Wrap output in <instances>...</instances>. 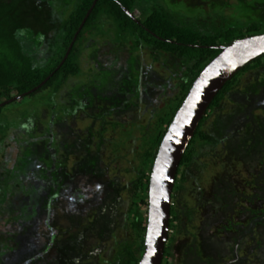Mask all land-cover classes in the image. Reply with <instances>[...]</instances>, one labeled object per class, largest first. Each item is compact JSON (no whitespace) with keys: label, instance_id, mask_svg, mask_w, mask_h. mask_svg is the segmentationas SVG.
<instances>
[{"label":"rangeland","instance_id":"rangeland-1","mask_svg":"<svg viewBox=\"0 0 264 264\" xmlns=\"http://www.w3.org/2000/svg\"><path fill=\"white\" fill-rule=\"evenodd\" d=\"M56 1L59 11L66 3H71V8L76 3ZM153 5L164 7L182 21L214 22L223 27L264 22V0H138L133 13L139 16ZM104 31L102 34L108 36L107 28ZM95 33H86V46L91 45ZM96 48L100 55L109 46L99 44ZM42 50L38 48L37 53ZM89 54L81 63L83 74L70 78L57 94L65 107L73 108V114L67 120H57L53 131L59 151L51 150V154L66 156L67 143L78 139L80 146L70 158V172H77L76 166L97 162V175L111 188L79 206L58 196L47 211L45 198H39V179L31 185L24 181L19 184L17 194L23 204L36 193V210L30 214L25 231L47 238L56 229L53 247L39 264H108L116 255L117 245L134 237L124 219L131 203L129 188L137 175L145 138L178 89V80H173L171 87H163L165 79L169 80V67L176 66L171 57L163 63L154 61L148 49L134 56L125 49L115 61L106 56L92 60ZM238 80L225 98L224 109L208 114L203 126L219 142L196 146L194 160L198 167L187 170L186 180L180 182L183 187L176 200L179 228L170 230L166 264H264V134L259 136L261 129H257L262 123L258 117H264V67L248 70ZM88 86L90 101L83 108L80 92ZM70 93L72 99H68ZM47 94L43 91L7 105L8 112L18 113L29 108V101L36 107L9 134V140L35 129L39 132L40 123L48 118L46 107L37 109L39 98L47 100ZM248 94L253 97L244 99ZM248 99L257 100L250 104ZM91 126L92 138L86 131ZM6 155L7 160L9 152ZM35 173L39 176V169ZM74 182L81 190L88 187L83 176H77ZM0 230L20 231L18 226L2 224L1 220ZM27 233L15 235L14 242L22 245L21 249L0 252L2 264H21L26 257Z\"/></svg>","mask_w":264,"mask_h":264},{"label":"trees","instance_id":"trees-1","mask_svg":"<svg viewBox=\"0 0 264 264\" xmlns=\"http://www.w3.org/2000/svg\"><path fill=\"white\" fill-rule=\"evenodd\" d=\"M94 1L76 0L73 8L71 3H66L63 5L64 9L59 11L56 0H0V220L2 224L18 226V233H27L25 227L30 224V214L36 210L33 204L36 202V193L29 195L28 202H20L17 190L21 189L19 184L23 181L24 184L31 185L39 179V198H45L47 211L58 196L65 197L72 204L79 206L93 197L97 198L98 193L103 195L110 190L108 182L97 175V162L76 166L78 171L70 172V158L77 153L80 146L78 139L67 143L66 156L56 157L51 154V150L59 151L57 135L53 131L57 120H67L68 116L73 114V108L65 107L57 98V94L70 78H79L83 74L81 63L83 57H87L89 53L92 60L106 56L115 61L121 58L125 49L131 56L148 49L154 61L163 63L167 62L169 57L174 59L176 66L169 67V80L165 79L163 87H171L172 81L178 80V89L173 97L169 98L164 112L157 117L153 131L145 138L137 175L129 188L131 203L124 219L134 237L122 240L117 245L114 259L107 262L138 264L145 249L150 175L169 125L192 83L220 53V46L264 33V22L251 21L243 26L223 27L214 22L182 21L173 12L157 5L143 9L141 14L136 16L133 10L137 7L138 0H96L92 7ZM128 12L132 13L133 17ZM106 28L108 36L102 34L106 32ZM90 30H95L96 33L90 38L91 45L86 46L88 40L85 35ZM99 35H102L103 39L99 38ZM99 44L109 46L108 50L100 55L99 49L96 48ZM28 47L32 49L29 50ZM41 47L44 50L38 54L37 50ZM259 67H264V54L245 65L224 84L201 119L177 170L172 195L170 230L179 228L180 211L176 200L179 196L178 190L183 187L180 182L186 180L187 170L198 167L194 160L196 146L202 142H219L203 128L208 114L224 109L225 98L237 86L240 75ZM94 72L101 74L96 68ZM92 85L97 87L94 83ZM90 90L88 86L80 92L84 99H81L79 104H82L80 106L83 108H86L90 101ZM43 91H47L48 99L39 98L37 109L46 107L48 118L40 123L39 132L35 129L33 133H22L9 140V134L18 127L23 118L36 111V107L29 101V108L18 113L13 112L15 110L8 112L7 105L19 102L23 97L32 98ZM69 95L68 99H72L71 93ZM251 95H245L244 99H247V96L252 98ZM248 100L251 104L257 99ZM258 119L263 123L261 127L257 126V129H261V136L264 134V117L260 115ZM86 131L91 138L94 136L92 126ZM72 132L76 135L75 130ZM99 135L102 136L101 132H98ZM6 152H9L7 160ZM27 166V169L24 168ZM38 169L39 176L35 173ZM77 176H83L87 180L86 190L74 185V178ZM27 177L32 179L27 180ZM33 186L37 187L38 184ZM33 191H36L35 188ZM47 227L52 229V226ZM52 232L47 238L44 235L27 233L28 240L24 247L26 257L22 258L21 264H39L46 258L55 242L56 229ZM17 234L0 230V252L21 249L22 245L18 246L14 242ZM168 240L171 241V237ZM45 242L47 243L44 245ZM168 247L166 244L162 264H166ZM2 258L0 264L4 263Z\"/></svg>","mask_w":264,"mask_h":264},{"label":"water","instance_id":"water-1","mask_svg":"<svg viewBox=\"0 0 264 264\" xmlns=\"http://www.w3.org/2000/svg\"><path fill=\"white\" fill-rule=\"evenodd\" d=\"M220 49L190 86L160 144L150 175L145 249L138 264H162L170 233L172 193L183 154L224 84L245 65L264 54V33L234 40Z\"/></svg>","mask_w":264,"mask_h":264},{"label":"clouds","instance_id":"clouds-1","mask_svg":"<svg viewBox=\"0 0 264 264\" xmlns=\"http://www.w3.org/2000/svg\"><path fill=\"white\" fill-rule=\"evenodd\" d=\"M172 204H173V202H172Z\"/></svg>","mask_w":264,"mask_h":264}]
</instances>
